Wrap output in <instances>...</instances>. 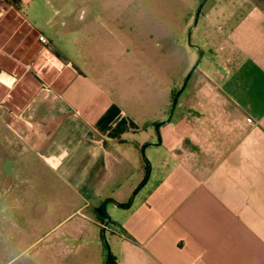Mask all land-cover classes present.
Instances as JSON below:
<instances>
[{"label": "crops", "instance_id": "obj_1", "mask_svg": "<svg viewBox=\"0 0 264 264\" xmlns=\"http://www.w3.org/2000/svg\"><path fill=\"white\" fill-rule=\"evenodd\" d=\"M67 2L0 0V255L71 242L73 264H87L85 246L105 230L112 264H264V0L208 1L194 45L203 60L159 145L173 89L152 115L140 102L154 107V96L131 94L128 114L77 65V36L92 23ZM124 18L99 25L113 34ZM146 144L162 156L129 205L134 187L120 183L140 171ZM107 200L129 206L112 203L104 227ZM49 202L68 213L45 217Z\"/></svg>", "mask_w": 264, "mask_h": 264}, {"label": "rangeland", "instance_id": "obj_2", "mask_svg": "<svg viewBox=\"0 0 264 264\" xmlns=\"http://www.w3.org/2000/svg\"><path fill=\"white\" fill-rule=\"evenodd\" d=\"M208 1L206 0L202 6L197 23L188 39V29L193 23L200 0H165V2L163 0H69L66 7L73 10L78 17L86 15L87 20L92 23L83 35L77 36L78 41L73 51L76 63L79 68L89 71L99 79L100 87L109 93L113 100L120 103L128 114L134 112L137 103L131 94L146 92L152 94L154 107L149 106L146 99L140 102V108L146 115H152L155 109L156 111L159 109L163 97L167 95L170 88L173 92L181 88L189 70L198 58V49L195 51L191 45L197 42V32L200 31L202 15ZM116 13L123 14L125 17L122 22L124 29L113 28V34H110L108 29L99 25L101 20L99 17ZM160 44L162 49L161 53H158L157 46ZM163 48L166 51L170 49L165 58ZM187 54L189 57L191 54L190 59L194 60L191 67L184 70V65L181 68L178 60ZM161 156V153H158L150 158L149 151L141 152L140 171L132 169L129 176L133 175L132 179L126 178L120 183L121 190L124 192L130 190L131 184L134 187L129 194V201L133 202V195L136 196L138 191L143 189L142 187L141 190H137L147 175L149 174L150 177L151 172H155L156 163ZM148 187L149 185L144 190ZM115 197L118 199L120 196ZM112 202L106 206V213L110 218L118 212ZM45 208H47L45 217L58 215L61 217L68 213L66 208L57 211L50 202L45 205ZM107 237L105 234V241L109 246ZM46 238L48 241L52 237ZM98 242L96 244L92 241L85 246L86 252L91 253L87 264H103L105 260L106 244L104 241ZM74 247L75 245L71 242H62L57 244L55 254H34L33 252L6 254V256L1 254L0 264H73L72 254L68 252L71 249L73 251ZM98 247L103 254H95Z\"/></svg>", "mask_w": 264, "mask_h": 264}, {"label": "water", "instance_id": "obj_3", "mask_svg": "<svg viewBox=\"0 0 264 264\" xmlns=\"http://www.w3.org/2000/svg\"><path fill=\"white\" fill-rule=\"evenodd\" d=\"M205 1H206V0H200V2H199V5H198V7H197V9H196V12H195V15H194L193 23H192V25H191V26L189 27V29H188V39H189V37H190V34H191L192 29L195 27V25H196V23H197V20H198V17H199L200 11H201L202 6L204 5ZM191 46H194V45H191ZM194 47H195L196 49H198V53H199L198 58H197L196 62L194 63V65L192 66V68L189 70V72H188V74H187V76H186V78H185V81H184V83L182 84L181 88H180V89L176 92V94L174 95L173 100H172L171 109H170V112H169V115H168L167 119L164 120V121L158 122V123L155 125V132H156V143H155V145H159V144L161 143V135H160V132H159V128H160V126L170 121V119H171V117H172V115H173L174 109H175V107H176V103H177V100H178L179 94H180V92L185 88L188 79L190 78L192 72L194 71V69H195L196 66L198 65V63H199V61H200V58H201V56H202V51H201V49H200L198 46H194ZM153 144H154V143H153ZM146 146H147V144L144 145V146L142 147V153H144V150H145ZM148 178H149V174L147 175V177L145 178V180L143 181V183L141 184V186H140L137 190H139L140 188H142V187L146 184ZM134 196H135V194L133 195V198H134ZM133 198H132V199H133ZM108 202H112V201L107 200V201H105V202L103 203V205H102L103 211H104L105 213H106V206H107ZM112 203H113V202H112ZM131 203H132V201H130L129 205H131ZM113 204H114L115 206H117V207H120V208H127V207L129 206V205H128V206L116 205L115 203H113ZM106 216H107V219H106V221H105V223H104V227L107 226L108 223H109L110 220H111V218L107 215V213H106ZM102 235H103L104 242H105V244H106V248H107V255H106L105 264H109V262H110V248H109V246L107 245V242L105 241V230H103Z\"/></svg>", "mask_w": 264, "mask_h": 264}, {"label": "trees", "instance_id": "obj_4", "mask_svg": "<svg viewBox=\"0 0 264 264\" xmlns=\"http://www.w3.org/2000/svg\"><path fill=\"white\" fill-rule=\"evenodd\" d=\"M175 93H176V91L173 92L172 97H174ZM97 212H98L99 215L101 216L102 221L105 222L106 219H107V216H106V213L103 211L102 205L98 208ZM109 264H112L111 260H110Z\"/></svg>", "mask_w": 264, "mask_h": 264}, {"label": "built area", "instance_id": "obj_5", "mask_svg": "<svg viewBox=\"0 0 264 264\" xmlns=\"http://www.w3.org/2000/svg\"><path fill=\"white\" fill-rule=\"evenodd\" d=\"M38 40L41 44H45L47 42V40L43 37V36H39ZM248 122H251V119H247Z\"/></svg>", "mask_w": 264, "mask_h": 264}, {"label": "snow or ice", "instance_id": "obj_6", "mask_svg": "<svg viewBox=\"0 0 264 264\" xmlns=\"http://www.w3.org/2000/svg\"><path fill=\"white\" fill-rule=\"evenodd\" d=\"M9 86H11V85L9 84Z\"/></svg>", "mask_w": 264, "mask_h": 264}]
</instances>
